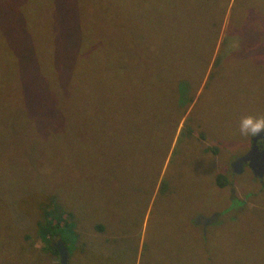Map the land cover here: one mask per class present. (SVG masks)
I'll return each mask as SVG.
<instances>
[{
	"label": "rangeland",
	"instance_id": "obj_1",
	"mask_svg": "<svg viewBox=\"0 0 264 264\" xmlns=\"http://www.w3.org/2000/svg\"><path fill=\"white\" fill-rule=\"evenodd\" d=\"M51 88L40 140L19 104ZM249 114L264 0H0V264H59V236L67 264H264V188L229 170Z\"/></svg>",
	"mask_w": 264,
	"mask_h": 264
},
{
	"label": "trees",
	"instance_id": "obj_2",
	"mask_svg": "<svg viewBox=\"0 0 264 264\" xmlns=\"http://www.w3.org/2000/svg\"><path fill=\"white\" fill-rule=\"evenodd\" d=\"M229 28L232 30H235L234 26H231ZM23 35H24L23 42L28 48H30L31 56L33 57V62L29 65V69H30L31 74H34L36 66H37V60L35 59V56H34V55H36V48H35V50L32 49V42L29 40L30 32L25 31V32H23ZM65 38H66V34L64 35V40H65ZM214 50H215V47L212 46L211 51L207 54L208 60L205 62L206 64L208 63V61H210L211 56L214 53ZM18 58H19V56L17 53V55L14 57L13 61L17 65V72L16 73L19 76H21V73H20L21 64L19 63ZM214 59L215 60L213 63V67L215 65H217V63L219 62V54ZM32 65H34V70H31ZM211 75H212V73L209 74L208 78H210ZM65 86L68 87L67 85H65ZM71 91H72L71 89L67 88V90L63 91L62 95L60 94L58 96L55 94L56 92L51 88V89H49V93L47 95L42 94L41 104L36 102V101L33 103H27V104H23V102H22L19 104L25 113L26 119L31 122L33 129H34V132H36L38 129V131L36 133V136L40 135V137L38 139L47 140V133L48 132L52 133V128H54L53 126L56 123L60 122V117H62L65 120V115H64L63 110L68 109ZM38 92L39 91H29V93H34V94L38 93ZM44 125H47V127L42 131L41 129L44 127ZM189 126H190V124H189ZM187 131H188V133L193 134V132L196 130H193L192 128H188ZM24 133H25V138L35 139L34 134H32L31 132L26 131ZM192 136H194V138L196 139V135H192ZM200 138H201V136H200ZM203 139H204V137H202V139H200V140H203ZM214 148L216 151L217 146H214ZM215 151H213V152H215ZM217 181H218L219 187L223 188L224 186H226V184H220L218 179H217ZM49 225L50 224L48 223L46 226L47 227V229L45 230L46 233H50ZM59 237H60V239H62L64 245L67 248V244L65 243V240L61 236H59ZM47 242L48 241L44 240V242H43L44 248H46Z\"/></svg>",
	"mask_w": 264,
	"mask_h": 264
},
{
	"label": "flooded vegetation",
	"instance_id": "obj_3",
	"mask_svg": "<svg viewBox=\"0 0 264 264\" xmlns=\"http://www.w3.org/2000/svg\"><path fill=\"white\" fill-rule=\"evenodd\" d=\"M264 139V137H263ZM263 151H264V140H261L260 138H249L248 144L245 147V150L243 152H241L240 154L232 157L231 162L229 164V170L231 172H233L231 166L233 164V162L239 158H242L243 156L250 155L253 157L254 161H252L253 163H259V165L261 164V166H253V168L255 170H252L251 168H249L246 163H242L240 165V170L241 172H239V174H237L238 176H241L242 174H244L245 171H247L249 173V175L251 176V181H253L255 184H257V186L259 187V189H263L264 188V168L262 169V166L264 167V156L263 155ZM249 163V162H248ZM238 169V167H236ZM234 173V172H233ZM235 188H237L235 186ZM231 197V195H229ZM253 196L252 193H249L246 198L244 200H242L243 204H247L248 199ZM200 220V222H199ZM196 222L197 224L203 226V223L205 220L203 219H197Z\"/></svg>",
	"mask_w": 264,
	"mask_h": 264
},
{
	"label": "water",
	"instance_id": "obj_4",
	"mask_svg": "<svg viewBox=\"0 0 264 264\" xmlns=\"http://www.w3.org/2000/svg\"><path fill=\"white\" fill-rule=\"evenodd\" d=\"M264 137V132H261L258 136L256 137H253V138H260L261 140H264L263 139ZM252 154L250 155H245L243 156L242 158H239L237 160H235L231 166L232 170L234 173L236 174H239V172H241L240 170V165L242 163H246V165L251 168L252 170H255L253 168V166L257 165L258 167L261 166V164L259 165V163H253L252 161H254L253 157L251 156ZM264 156V151H263V155L262 157ZM249 162V163H248ZM238 167V169L236 168ZM264 167L262 166V169ZM54 247L56 249V251L58 252V255H59V264H67V261H68V252H67V248L66 246L64 245L63 241L62 240H58L55 244H54Z\"/></svg>",
	"mask_w": 264,
	"mask_h": 264
},
{
	"label": "clouds",
	"instance_id": "obj_5",
	"mask_svg": "<svg viewBox=\"0 0 264 264\" xmlns=\"http://www.w3.org/2000/svg\"><path fill=\"white\" fill-rule=\"evenodd\" d=\"M238 132L242 137H256L264 132V116L245 115L242 116L238 124Z\"/></svg>",
	"mask_w": 264,
	"mask_h": 264
},
{
	"label": "crops",
	"instance_id": "obj_6",
	"mask_svg": "<svg viewBox=\"0 0 264 264\" xmlns=\"http://www.w3.org/2000/svg\"><path fill=\"white\" fill-rule=\"evenodd\" d=\"M157 185V186H156ZM156 185H155V188L156 190L153 189V193L155 191V193L158 191V189L161 187V174L157 176L156 178Z\"/></svg>",
	"mask_w": 264,
	"mask_h": 264
}]
</instances>
